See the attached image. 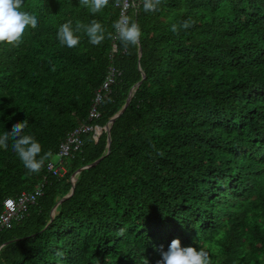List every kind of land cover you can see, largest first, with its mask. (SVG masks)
<instances>
[{
    "label": "trees",
    "instance_id": "1",
    "mask_svg": "<svg viewBox=\"0 0 264 264\" xmlns=\"http://www.w3.org/2000/svg\"><path fill=\"white\" fill-rule=\"evenodd\" d=\"M119 1L95 14L109 30ZM139 2L126 12L143 29L137 45L115 34L61 44L60 24L93 19L80 0H25L40 23L19 45L0 43V132L28 118L53 153L32 173L11 141L0 148V213L7 197L43 190L0 230V246L11 241L0 264H157L177 237L206 246L213 264H264V0H162L155 12ZM187 18L191 27L171 31ZM110 66L119 73L89 120ZM141 79L112 125L109 153L105 130L87 132L63 176L47 170L71 130L105 126ZM103 154L50 222L73 173Z\"/></svg>",
    "mask_w": 264,
    "mask_h": 264
},
{
    "label": "clouds",
    "instance_id": "2",
    "mask_svg": "<svg viewBox=\"0 0 264 264\" xmlns=\"http://www.w3.org/2000/svg\"><path fill=\"white\" fill-rule=\"evenodd\" d=\"M134 2L135 0H131L128 6L131 7ZM161 2L162 0H142V6L146 12H155ZM80 4L93 14V19L87 23H74L72 19H68L60 24L57 37L61 44L73 48L80 43L82 36L86 35L91 44L99 45L114 34L125 47L139 44L143 29L131 15L115 20L112 24L114 31L95 18V14L102 13L109 6L110 0H80ZM39 23V15L25 6V0H0V43L19 45L25 32L36 28ZM194 23L195 20L191 18L184 19L179 24L172 23L171 31L179 34L181 29H188ZM29 128V119L24 118L16 121L11 130L0 132V148H9L11 141V148L24 167L32 173H38L53 153L51 150H43L42 143ZM157 264H213V261L206 246L182 245L177 237L172 239L167 250L162 252V258Z\"/></svg>",
    "mask_w": 264,
    "mask_h": 264
},
{
    "label": "built area",
    "instance_id": "3",
    "mask_svg": "<svg viewBox=\"0 0 264 264\" xmlns=\"http://www.w3.org/2000/svg\"><path fill=\"white\" fill-rule=\"evenodd\" d=\"M129 3L130 0H122L117 2V5L121 7L122 16L126 15L127 9L129 8ZM141 3L142 0H140L139 4ZM132 6L136 7V4L133 3ZM114 48H116V44H114ZM117 73L119 72L113 66L109 67V71L104 81L95 91V97L89 110V120L100 117L101 112L99 106L102 102V99L107 97L111 85L116 80ZM103 131L104 127L92 124L90 122L83 121L79 123L66 135L60 144V148L58 153L55 155V159L47 162V170L54 175L60 177L63 176L67 171V166L65 164L66 158L72 156L74 152L78 151L82 147L83 134L87 132H93L95 138L97 139ZM42 194L43 190L41 186L38 185L31 191H22L16 197H7L3 202L4 208L0 213V230L4 228H11L13 222L22 218L25 212L28 210L29 205L35 203L38 197Z\"/></svg>",
    "mask_w": 264,
    "mask_h": 264
},
{
    "label": "water",
    "instance_id": "4",
    "mask_svg": "<svg viewBox=\"0 0 264 264\" xmlns=\"http://www.w3.org/2000/svg\"><path fill=\"white\" fill-rule=\"evenodd\" d=\"M139 52L140 54L142 53V48L140 47L139 48ZM145 77V72H143V77L142 79ZM142 79L137 82L130 90V93H129V96L127 98V101L126 103L124 104V106L117 112L115 113L111 118L110 120L106 123V125L104 126V130L107 132V135H108V143H107V151L105 152V154L109 153L111 151V142H112V135H111V128H112V125L113 123L115 122V120L125 111V109L127 108V106L129 105V103L131 102V99H132V96L134 94V91L136 90V88L139 86V84H141L142 82ZM103 154L100 158L94 160L92 163H89L87 165H84V166H81L79 169H77L73 175H72V182H73V185H72V188L71 190L66 194L64 195L63 197H61V199L55 204L54 208H53V211H52V217H51V220L50 222L52 221V219L55 217L56 215V212H57V207L66 199L68 198L70 195L73 194V192L75 191V186H76V182L78 180V176L79 174L86 168H89V167H92L94 165H97L101 159L104 157ZM11 242V241H9ZM9 242H6L5 244H8ZM1 245L0 246V250L1 248L5 245Z\"/></svg>",
    "mask_w": 264,
    "mask_h": 264
},
{
    "label": "rangeland",
    "instance_id": "5",
    "mask_svg": "<svg viewBox=\"0 0 264 264\" xmlns=\"http://www.w3.org/2000/svg\"><path fill=\"white\" fill-rule=\"evenodd\" d=\"M54 158V157H53Z\"/></svg>",
    "mask_w": 264,
    "mask_h": 264
}]
</instances>
